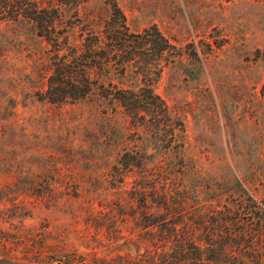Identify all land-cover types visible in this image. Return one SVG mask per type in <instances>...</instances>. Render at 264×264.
<instances>
[{"label": "rangeland", "instance_id": "rangeland-1", "mask_svg": "<svg viewBox=\"0 0 264 264\" xmlns=\"http://www.w3.org/2000/svg\"><path fill=\"white\" fill-rule=\"evenodd\" d=\"M118 4L131 31L153 24L179 49L148 85L163 121L146 113L135 123L98 89L78 102L43 100L44 44L23 24H0V230L27 264L136 258L135 175H110L124 150L174 163L186 185L222 199L264 197V0ZM79 13L107 16L99 0ZM112 82L142 94L130 67ZM254 238L252 253L264 256V234Z\"/></svg>", "mask_w": 264, "mask_h": 264}, {"label": "trees", "instance_id": "trees-1", "mask_svg": "<svg viewBox=\"0 0 264 264\" xmlns=\"http://www.w3.org/2000/svg\"><path fill=\"white\" fill-rule=\"evenodd\" d=\"M88 1L0 0V24H23L44 44L40 97L54 104L72 103L98 89L103 99L122 105L135 123L146 113L163 121L165 105L148 85L151 74L159 76L179 49L153 24L131 31L118 0H99L107 10L102 22L79 13ZM128 67L134 77L140 76L142 94L112 82ZM177 171L174 163L150 162L143 152L132 150H124L112 166L113 179L135 175L128 193L140 203L138 251L128 263L264 264L262 254L252 253L260 241L254 237L264 234V197L240 191L222 199L186 185ZM8 241L0 230L4 264H27L6 249ZM118 260L112 258V264H122ZM95 264L101 261L95 259Z\"/></svg>", "mask_w": 264, "mask_h": 264}]
</instances>
